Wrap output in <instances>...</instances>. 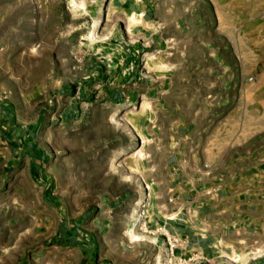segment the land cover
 <instances>
[{
	"label": "rangeland",
	"instance_id": "rangeland-1",
	"mask_svg": "<svg viewBox=\"0 0 264 264\" xmlns=\"http://www.w3.org/2000/svg\"><path fill=\"white\" fill-rule=\"evenodd\" d=\"M147 1L143 23L121 0H0V264H86L67 234L91 218L140 238L147 200H102L162 184L145 153L164 138L264 157V0Z\"/></svg>",
	"mask_w": 264,
	"mask_h": 264
},
{
	"label": "crops",
	"instance_id": "crops-1",
	"mask_svg": "<svg viewBox=\"0 0 264 264\" xmlns=\"http://www.w3.org/2000/svg\"><path fill=\"white\" fill-rule=\"evenodd\" d=\"M121 1L126 8L137 5L128 12L146 23L147 0H139V6ZM230 141L213 160L201 139L169 137L158 141L157 148L147 150L145 160L152 162L148 177L158 172L162 184L157 186L151 179L145 194L140 189L132 196L123 192L102 200L108 207L119 201L121 210L128 212L130 203L146 199L147 216L141 227L147 232L137 229L140 238L129 243L124 223L119 232L111 234L91 218L92 230L97 232L78 236L68 232V241L84 242L86 264H154L153 257L164 249L163 238L155 234V229L162 227L185 243L177 256L190 259L189 264H211L228 256L253 259L255 251H264V157L242 147L249 138ZM230 151L232 155L226 158ZM156 159L161 162L158 167Z\"/></svg>",
	"mask_w": 264,
	"mask_h": 264
},
{
	"label": "built area",
	"instance_id": "built-area-1",
	"mask_svg": "<svg viewBox=\"0 0 264 264\" xmlns=\"http://www.w3.org/2000/svg\"><path fill=\"white\" fill-rule=\"evenodd\" d=\"M147 210H148V202L142 204V207L141 209L138 210L135 221L133 224H131L130 229L138 227L141 230H143L142 229L143 226L141 227V223L143 222V219H145L147 216ZM143 231L147 232L146 230ZM155 234L160 235L163 238L164 241L163 253H165V259L161 261V263H159V261L158 262L155 261L156 264H172V262L173 264H182L181 259L178 258L176 255L178 250L184 249L183 245H185V243L181 242L178 238L174 236L168 235L162 227L155 229Z\"/></svg>",
	"mask_w": 264,
	"mask_h": 264
},
{
	"label": "bare ground",
	"instance_id": "bare-ground-1",
	"mask_svg": "<svg viewBox=\"0 0 264 264\" xmlns=\"http://www.w3.org/2000/svg\"><path fill=\"white\" fill-rule=\"evenodd\" d=\"M234 261H236V260H234Z\"/></svg>",
	"mask_w": 264,
	"mask_h": 264
}]
</instances>
